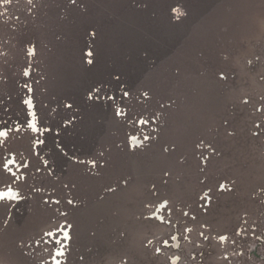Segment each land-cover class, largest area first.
<instances>
[{"label":"rangeland","instance_id":"rangeland-1","mask_svg":"<svg viewBox=\"0 0 264 264\" xmlns=\"http://www.w3.org/2000/svg\"><path fill=\"white\" fill-rule=\"evenodd\" d=\"M95 1L0 0V264H264V0Z\"/></svg>","mask_w":264,"mask_h":264},{"label":"crops","instance_id":"crops-1","mask_svg":"<svg viewBox=\"0 0 264 264\" xmlns=\"http://www.w3.org/2000/svg\"><path fill=\"white\" fill-rule=\"evenodd\" d=\"M98 9L102 11L99 17L100 24L109 26H135L151 27L146 38L158 43L157 27L165 26L169 28H179L186 25H203L204 16L202 10H212L216 8L218 0H96ZM103 4V5H102ZM102 5V6H100ZM184 14L180 21L177 15ZM203 17V18H202ZM201 19V20H200ZM172 30L168 29L166 33ZM146 31L143 32V36ZM180 39L181 43L183 38ZM168 38V37H167ZM169 39V38H168ZM148 41V40H147ZM167 42H170L168 40ZM178 43L177 41H175ZM173 43V42H172ZM171 43L168 45L170 46ZM166 46V47H168ZM170 48L165 49L166 55ZM130 75V72H124ZM124 75V76H125ZM132 76V75H131Z\"/></svg>","mask_w":264,"mask_h":264},{"label":"bare ground","instance_id":"bare-ground-1","mask_svg":"<svg viewBox=\"0 0 264 264\" xmlns=\"http://www.w3.org/2000/svg\"><path fill=\"white\" fill-rule=\"evenodd\" d=\"M32 127L35 128V129H38V126L36 124V121H33L32 123ZM0 193H7V196H5V200H19V196L16 194V190L12 187V188H9V189H0ZM3 200V199H2ZM0 200V202L2 201ZM65 230V229H64ZM66 231V230H65ZM67 238H70L69 234L67 233L66 235ZM64 238V236H63ZM59 254V253H58Z\"/></svg>","mask_w":264,"mask_h":264},{"label":"snow or ice","instance_id":"snow-or-ice-1","mask_svg":"<svg viewBox=\"0 0 264 264\" xmlns=\"http://www.w3.org/2000/svg\"><path fill=\"white\" fill-rule=\"evenodd\" d=\"M5 2L7 3V2H10V0H5ZM89 55H91V53H89ZM89 63H91V61H89ZM125 95H127V93H125ZM27 103V102H26ZM245 103H247V101H245ZM68 107H71V105H68ZM120 113H117V115H119ZM0 135H4L3 133H0ZM7 167H8V165L6 164L5 165V169H7ZM5 196H7V193H0V200H2V199H4V197ZM57 203H58V201H57ZM69 203L71 204L72 203V201H69ZM185 215H187V213H185ZM51 234V233H50ZM227 239V237H224V236H222L221 237V240H226Z\"/></svg>","mask_w":264,"mask_h":264},{"label":"built area","instance_id":"built-area-1","mask_svg":"<svg viewBox=\"0 0 264 264\" xmlns=\"http://www.w3.org/2000/svg\"><path fill=\"white\" fill-rule=\"evenodd\" d=\"M141 148V147H140ZM64 239V238H63ZM64 240H66L65 242H63V244H62V246H61V250L63 249V248H65L66 246H68V244H69V239H64ZM63 251V250H62ZM64 256L65 255V252L63 251V252H60L59 254H58V256ZM59 264H60V262H59Z\"/></svg>","mask_w":264,"mask_h":264},{"label":"trees","instance_id":"trees-1","mask_svg":"<svg viewBox=\"0 0 264 264\" xmlns=\"http://www.w3.org/2000/svg\"><path fill=\"white\" fill-rule=\"evenodd\" d=\"M126 87V86H125Z\"/></svg>","mask_w":264,"mask_h":264}]
</instances>
